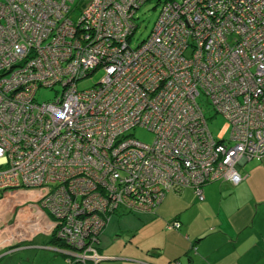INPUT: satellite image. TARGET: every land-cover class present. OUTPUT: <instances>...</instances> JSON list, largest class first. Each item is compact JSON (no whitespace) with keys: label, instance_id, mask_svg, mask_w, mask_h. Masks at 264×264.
<instances>
[{"label":"built area","instance_id":"1","mask_svg":"<svg viewBox=\"0 0 264 264\" xmlns=\"http://www.w3.org/2000/svg\"><path fill=\"white\" fill-rule=\"evenodd\" d=\"M73 1L0 0V199L30 191L53 239L96 252L109 215L151 214L185 188L203 201L206 183L237 185L239 166L264 156V0H170L135 47L147 0ZM88 71L101 77L78 89ZM42 88L58 94L38 102ZM201 97L226 122L217 139ZM24 135L33 150L17 144Z\"/></svg>","mask_w":264,"mask_h":264},{"label":"crops","instance_id":"2","mask_svg":"<svg viewBox=\"0 0 264 264\" xmlns=\"http://www.w3.org/2000/svg\"><path fill=\"white\" fill-rule=\"evenodd\" d=\"M239 174L242 181L237 185L226 181L204 185L203 202L192 189L167 194L156 213L161 214L167 198L175 200L178 231H167L164 221L154 220L149 213L142 214L144 232L133 231L134 219L126 218L133 227L115 233L106 250L98 244L106 257L99 264H264V156L242 163ZM21 213L23 225L32 223L24 210L17 212L12 223ZM9 224L0 221L2 227Z\"/></svg>","mask_w":264,"mask_h":264},{"label":"rangeland","instance_id":"3","mask_svg":"<svg viewBox=\"0 0 264 264\" xmlns=\"http://www.w3.org/2000/svg\"><path fill=\"white\" fill-rule=\"evenodd\" d=\"M169 1L170 0H148L142 6H140L135 14L136 31H134L135 34L131 39L132 47H135L136 45L144 41L148 36L150 37L152 35L151 32L153 30V27L161 14L160 8L162 4ZM129 10H126V12H129V15H131V11ZM123 18L127 19L125 15L123 16ZM197 26L199 25H190V27H193V29H195ZM201 36L202 34H194V38L196 39V41L198 39L200 40ZM184 37H187L186 32L184 34ZM95 39L96 35L92 36L89 42H92ZM197 47L199 48L200 44ZM195 58L198 60V62H201H197L198 64H200V66L207 64V62H202V60L200 59L201 56L197 58V54H195ZM205 59H207V57ZM151 67H148L144 72V76L146 78H150V73H152ZM100 77L101 74H97V71H88L86 73V78L90 79H86L85 81L81 80V83L78 82V89L91 88L94 84L97 83ZM59 89L60 86L58 85L56 91L59 92ZM56 91L52 89L42 88L38 92L36 100L38 102L52 100L58 94L56 93ZM198 102L202 106L205 117L208 119L207 125L212 136L217 139L221 135V132L226 128V122L224 118L222 116H213L214 112L212 111L210 106L207 105V102L203 97L199 98ZM129 134L145 144H151L154 140V135L152 133L141 128H137L131 131ZM21 137L22 140L17 144L23 149H28L29 151L33 150L35 145L28 144V141H32L34 140V138H28L29 135H24ZM47 145L48 143H46L43 149H46ZM17 154H20V152H18ZM23 191L24 190L20 189L14 191L9 190L5 191L1 195L0 220L2 223H10V227L8 226L4 228L9 236L3 241H0V264H73V261H76L75 264H85L84 259H76L66 254L70 252L73 254H77L76 256H83L84 254L85 256H92L96 253V259H98V262H102L103 259H106V257H104L99 252V249L97 248L98 244H96L95 247L96 252H91L87 250L88 245H86L85 247L77 248L75 247V245H70L59 240L55 241L57 243L49 242L50 234L48 231V225L50 223V216L48 217L42 215L40 207L37 205L39 204V202H37L36 198L32 197V194L29 193L30 191H25L24 195ZM172 198L175 199L174 197ZM163 205L161 208V214L156 213V210L161 206V204L151 214L153 215V217H155L154 220L158 218L161 221H164L161 222L162 224L164 223L166 225L167 223L175 219V216L177 215L176 212L178 203L175 200L170 201L169 198H167L165 207H163ZM23 210L28 213L30 219H28L29 216H27V219L31 220L32 222L28 224L27 222L24 223V225H26L25 227L21 223V220L23 219V213L18 216L19 219L17 218V220L12 223L13 219L16 217L17 212H23ZM142 214L148 213L128 212L126 210H122L120 212H115V214L109 215V219L106 222L104 221L103 225L101 224L98 230V236H100L99 248L101 250H106L112 244L114 237L116 236L115 233L126 232L128 228L133 227V223L127 222L125 220L126 218L134 219L136 228L131 230L135 231L137 229L139 230V232H144L142 223L146 221L143 219ZM25 232L29 235L27 239L23 236ZM1 235L2 234L0 233V236ZM98 236L95 234L93 239L97 240ZM14 249L20 251L12 252L13 254L10 255L7 254L9 251H14ZM63 255H65L67 258H64ZM70 261H72V263Z\"/></svg>","mask_w":264,"mask_h":264},{"label":"trees","instance_id":"4","mask_svg":"<svg viewBox=\"0 0 264 264\" xmlns=\"http://www.w3.org/2000/svg\"><path fill=\"white\" fill-rule=\"evenodd\" d=\"M81 1L82 0H74L73 1V4H72V7H71V10H73L74 11V9L76 10L77 8H79V4L81 3ZM148 1V0H147ZM234 1H238V0H224V3H225V5H229L230 4V2H234ZM83 2H84V0H83ZM231 11H233V10H231L230 8H227V12H231ZM135 34V33H134ZM133 37V36H132ZM148 38V37H147ZM146 38V39H147ZM86 79H90V78H86ZM86 79H84L83 81H85ZM82 82V81H81ZM80 82V83H81ZM94 86V85H93ZM92 86V87H93ZM219 181H224V180H218V181H214V182H209V183H206L205 185H207V184H211V183H215V182H219ZM227 182V181H226ZM230 183V182H229ZM231 184V183H230ZM203 188V187H202ZM185 189H192V188H185ZM193 190V189H192ZM202 191H203V189H202ZM169 193H173V194H175V193H177V194H179L180 192H169ZM169 193H167V194H169ZM193 193L195 194V191L193 190ZM166 194V195H167ZM196 195V194H195ZM166 197V196H165ZM196 197H197V195H196ZM203 197H204V194H203ZM197 199H198V197H197ZM164 200V199H163ZM198 201H199V199H198ZM203 201H204V199H203ZM203 201H199V202H203ZM163 202V201H162ZM161 202V203H162ZM157 209V208H156ZM176 219H174V220H172V221H170L169 223H171V222H173V221H175ZM176 221H178V220H176ZM179 222V221H178ZM169 223H167V224H169ZM180 223V222H179ZM167 224H166V226H167ZM166 226H165V228H166ZM180 229V228H179ZM178 229V230H179ZM178 230H176V231H178ZM168 231V230H167ZM50 237V240H49V242H53V243H57V242H55L56 240L55 239H53L51 236H49ZM98 244H99V239H98ZM97 248H98V246H97ZM63 257L64 258H67L65 255H63ZM71 263H72V261H70ZM73 264H75V262L73 261ZM86 264H89V263H86ZM97 264H99V263H97Z\"/></svg>","mask_w":264,"mask_h":264},{"label":"flooded vegetation","instance_id":"5","mask_svg":"<svg viewBox=\"0 0 264 264\" xmlns=\"http://www.w3.org/2000/svg\"><path fill=\"white\" fill-rule=\"evenodd\" d=\"M1 227H2V226H0V233H1L2 235L0 236V241H3V240L6 238V236H5V235H6V234H5L6 231H5V229H4L5 227H3V229H1ZM4 234H5V235H4ZM15 234H16V233H15Z\"/></svg>","mask_w":264,"mask_h":264},{"label":"bare ground","instance_id":"6","mask_svg":"<svg viewBox=\"0 0 264 264\" xmlns=\"http://www.w3.org/2000/svg\"><path fill=\"white\" fill-rule=\"evenodd\" d=\"M87 263H89V264H97V263H95V262H93V261H90V262H87Z\"/></svg>","mask_w":264,"mask_h":264},{"label":"clouds","instance_id":"7","mask_svg":"<svg viewBox=\"0 0 264 264\" xmlns=\"http://www.w3.org/2000/svg\"><path fill=\"white\" fill-rule=\"evenodd\" d=\"M109 219V218H108Z\"/></svg>","mask_w":264,"mask_h":264},{"label":"water","instance_id":"8","mask_svg":"<svg viewBox=\"0 0 264 264\" xmlns=\"http://www.w3.org/2000/svg\"><path fill=\"white\" fill-rule=\"evenodd\" d=\"M67 254V253H66Z\"/></svg>","mask_w":264,"mask_h":264}]
</instances>
